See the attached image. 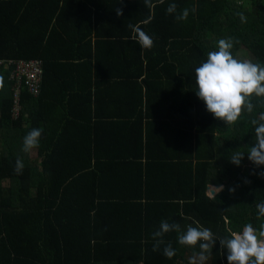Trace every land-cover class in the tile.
<instances>
[{
	"label": "trees",
	"instance_id": "obj_1",
	"mask_svg": "<svg viewBox=\"0 0 264 264\" xmlns=\"http://www.w3.org/2000/svg\"><path fill=\"white\" fill-rule=\"evenodd\" d=\"M250 1L242 22V9L231 0H152L151 9L143 0H0V264H189L199 247L178 243L188 226L230 238L248 223L256 228L264 223L255 207L264 201V177L259 175L264 165L248 159L247 170L241 171L242 161L239 166L230 161L232 154L242 153L244 143L254 145L251 121L264 114V98L253 97V111L229 126L209 113L195 93V69L218 50L221 39L233 41L234 58L249 54L253 63L264 66V0ZM171 3L177 13L189 9L186 21L167 13ZM129 25L145 31L154 47L144 50L135 40L129 43ZM108 37L126 43L132 52L124 58L141 61L152 72L151 85L146 67L138 66L135 74L145 76V89L157 90L144 106L149 128L175 119L181 125L178 152L188 158L183 172H177L178 192L160 188L161 169L147 170L164 158L161 152L151 154L150 142L165 139L133 135L141 152L110 148L113 142H131L116 130L127 115L98 108L122 106L112 87L114 68L99 69L119 54L103 42ZM36 59L43 73L34 97L12 77L13 66L5 64ZM87 65L86 71L82 67ZM97 69L105 78L96 77ZM160 77L162 85H154ZM134 118L139 124L143 114ZM33 128L42 129L40 145L25 153L23 138ZM30 152L35 156L29 157ZM18 157L24 163L22 175L14 171ZM210 183L223 184L222 191L210 196ZM162 220L180 225V232L163 237L176 251L171 259L163 255V245L152 250V233ZM205 264H228L219 240Z\"/></svg>",
	"mask_w": 264,
	"mask_h": 264
},
{
	"label": "clouds",
	"instance_id": "obj_2",
	"mask_svg": "<svg viewBox=\"0 0 264 264\" xmlns=\"http://www.w3.org/2000/svg\"><path fill=\"white\" fill-rule=\"evenodd\" d=\"M122 0H119L121 3ZM146 7L153 8L152 0H143ZM160 4L164 0H158ZM118 16L123 15L122 9L116 8ZM194 13L195 6L191 9ZM167 13L176 14L177 21H186L189 9L185 8L177 13V5L169 4ZM243 22L245 17L238 13ZM135 40L142 49L151 50L154 47L153 39L139 26H131ZM231 39L218 41V50L208 53L206 61L195 69L197 97L202 100L209 113L215 118L223 121L225 125H234L241 115L246 111L251 113L255 107L252 98H264V66L251 61H241L233 57ZM3 88V80L0 78V89ZM255 126L254 145L249 147L248 159L257 167L264 165V114L260 120L253 119ZM42 129L33 128L23 138L22 151L27 153L40 145ZM244 153L235 152L230 161L239 166ZM24 169L23 161L18 157L15 162L14 171L22 175ZM264 177V172L259 173ZM222 191V186L217 188ZM257 219L264 217V201L255 205ZM180 232L178 223H169L167 220L160 222L159 229L152 233L154 240L153 251H159L163 245V255L168 259L175 256L176 251L171 242H166L163 237L170 232ZM219 240L221 249L227 250L228 264H264V223L258 228L251 223L246 224L241 232H233L230 238H218L208 228L188 226L186 232L178 236V243L190 247L198 245L199 252L195 253L189 264H205L212 253V249Z\"/></svg>",
	"mask_w": 264,
	"mask_h": 264
},
{
	"label": "crops",
	"instance_id": "obj_3",
	"mask_svg": "<svg viewBox=\"0 0 264 264\" xmlns=\"http://www.w3.org/2000/svg\"><path fill=\"white\" fill-rule=\"evenodd\" d=\"M111 32L120 35L118 31L112 30ZM101 33L102 31H99V34ZM90 39L92 43L95 42L93 37H91ZM103 42L105 43L108 42L109 45L111 43L113 48L118 49L119 54L118 57L116 58L117 60L114 59V61L116 60L114 63L109 62L108 64H102L99 62L100 63L99 69L102 68L103 66L111 70H113L114 68V71L116 72L117 76L114 81L116 82V84L112 87H115L114 90L115 93L120 95V99L117 100L116 102L118 103L122 101V106H119L120 107L119 110H116V108L113 107H109L108 105L104 106L103 104L102 105L99 104V107L98 104H94L93 107L97 106L101 111V113L113 114L116 113L117 111L126 114L127 119H125L124 121H120V122H124V124L122 126H119V129L116 130L119 131L120 134L122 133L123 135L126 136V138L128 139L127 141L128 143L131 142L129 143V145H123L120 142H113L114 144L110 148L112 151L114 152L120 151V153L123 150L132 151V152H136V151L141 152L144 149L141 148L140 142H133L134 140L132 141L133 135L141 136L143 139L146 137H151V135L152 137H159L161 139H165L167 142H150L151 147L149 151L153 152L151 154H156L157 152H161L163 153L164 158L159 162H155V164L151 165L147 170L161 169L162 173L158 178V183L161 185L160 188H163L165 190L173 189V193L175 190L176 192H178V187L176 184L178 179L177 172L179 171L180 174L183 172L185 162H187V158H188L187 156L185 157L183 155V152H178V145H180L182 142H179L177 139L183 138V136L177 131L179 126L181 125L180 123L178 124V120L176 119L173 121L166 119V121L168 120V122H170L168 126L160 127V125L157 126L154 123V126L149 128L148 123L146 124V119L144 117L145 115L144 106L148 103V100L152 97L153 92L156 93L157 90L149 86H147L145 89L143 84V80H145V76L135 77L137 70H139L138 68L139 67L145 68L146 64L142 63L141 61L140 62L136 61V59L124 58L127 55H129L132 51L130 50V47L126 45V43H123V41L120 40L115 42V40H112L110 37H108V38H104ZM133 42H134L133 40H129V43L134 45ZM118 58L119 59L124 58V62L120 63ZM95 65L96 64H94L93 61L92 67H94ZM82 68L87 71L90 68V66L87 65V66H83ZM146 70L149 71L150 74L146 80L148 81L149 85H151L152 72L147 67ZM93 73H94V69H93ZM95 73H98L96 77L100 79L105 78L102 76L103 74L102 70L97 69V71L95 70ZM160 78H161L160 81L154 80V85H159V86L162 85L163 77ZM135 83L137 84L139 83L140 86L138 88H134V86H136ZM106 88L108 89L109 87ZM93 101L94 103L97 102L96 100ZM95 111H97V109ZM142 114H143V120L139 124H136L134 116L137 115L141 116ZM174 139L176 142H172L174 141ZM192 144L197 148L198 142H193ZM158 146L159 148H157ZM141 161L144 165H147V160H145V157L142 158ZM194 161L195 160L193 159L192 165L195 164ZM153 174L155 173H151V175ZM170 179L174 183H170ZM179 179H181L180 175H179ZM163 182L166 184V186L163 184ZM221 186L223 187V184L218 186L213 183L208 184L207 194L210 193L209 195L212 196L213 194L217 193L218 191L217 188H220ZM210 190H212V192ZM141 200L144 202L143 199Z\"/></svg>",
	"mask_w": 264,
	"mask_h": 264
},
{
	"label": "built area",
	"instance_id": "obj_4",
	"mask_svg": "<svg viewBox=\"0 0 264 264\" xmlns=\"http://www.w3.org/2000/svg\"><path fill=\"white\" fill-rule=\"evenodd\" d=\"M3 62V61H1ZM4 63V62H3ZM2 64V63H0ZM13 66L12 77L18 85L23 84L27 91L34 97L38 95L39 84L43 73L41 62L36 60L7 61L5 66ZM14 113L17 111L14 108Z\"/></svg>",
	"mask_w": 264,
	"mask_h": 264
},
{
	"label": "rangeland",
	"instance_id": "obj_5",
	"mask_svg": "<svg viewBox=\"0 0 264 264\" xmlns=\"http://www.w3.org/2000/svg\"><path fill=\"white\" fill-rule=\"evenodd\" d=\"M236 6H238L240 9L242 10H239V12L243 13V15H246L248 12V7L251 5V1L250 0H242V1H245V4H243V2L241 0H231ZM235 9V8H234ZM233 9V11H234ZM223 23L225 24V21H223ZM238 60H241V61H251L253 62L250 57H249V54H246V55H241L240 58H237ZM244 150H249V148L245 145V143L243 144V148H242V153H244ZM245 155V153H244ZM34 152H30L29 153V157H34ZM248 157L247 158H243L242 159V164L240 165V170L241 171H246L247 168H248ZM209 193V192H208ZM210 194V193H209Z\"/></svg>",
	"mask_w": 264,
	"mask_h": 264
},
{
	"label": "water",
	"instance_id": "obj_6",
	"mask_svg": "<svg viewBox=\"0 0 264 264\" xmlns=\"http://www.w3.org/2000/svg\"><path fill=\"white\" fill-rule=\"evenodd\" d=\"M212 192V190H210Z\"/></svg>",
	"mask_w": 264,
	"mask_h": 264
}]
</instances>
